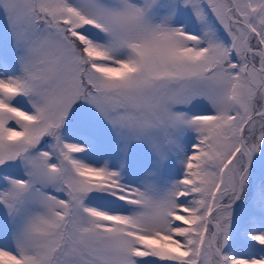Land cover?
Wrapping results in <instances>:
<instances>
[{
    "label": "snow or ice",
    "instance_id": "1",
    "mask_svg": "<svg viewBox=\"0 0 264 264\" xmlns=\"http://www.w3.org/2000/svg\"><path fill=\"white\" fill-rule=\"evenodd\" d=\"M0 264H264V0H0Z\"/></svg>",
    "mask_w": 264,
    "mask_h": 264
}]
</instances>
